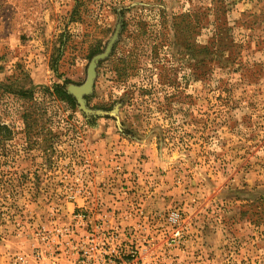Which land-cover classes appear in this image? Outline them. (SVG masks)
I'll use <instances>...</instances> for the list:
<instances>
[{"label": "rangeland", "instance_id": "1", "mask_svg": "<svg viewBox=\"0 0 264 264\" xmlns=\"http://www.w3.org/2000/svg\"><path fill=\"white\" fill-rule=\"evenodd\" d=\"M211 7L222 55L178 18L200 12L213 51ZM117 29L85 96L105 114L42 92L81 85ZM11 81L44 110L0 90V264H35L36 229H129L145 264H264V0H0Z\"/></svg>", "mask_w": 264, "mask_h": 264}, {"label": "built area", "instance_id": "2", "mask_svg": "<svg viewBox=\"0 0 264 264\" xmlns=\"http://www.w3.org/2000/svg\"><path fill=\"white\" fill-rule=\"evenodd\" d=\"M36 239L35 264H145L147 257L129 229H36Z\"/></svg>", "mask_w": 264, "mask_h": 264}, {"label": "trees", "instance_id": "3", "mask_svg": "<svg viewBox=\"0 0 264 264\" xmlns=\"http://www.w3.org/2000/svg\"><path fill=\"white\" fill-rule=\"evenodd\" d=\"M218 8L217 7H211L209 9V14L212 17V25H213V34H212V39H211V44L212 46L209 47L211 49H213V51H209L207 45H198L196 44L198 41V33H200V23H199V16H200V12L198 11H194V12H186L183 14H180L178 16V18L185 20L186 18H191V22H190V27L192 29L193 32V38H194V42H195V47L194 50L196 52H205L207 54H211V55H215L216 53H219L220 55L223 54V50L222 47H220V41L224 38L222 35V27L220 26V21H219V15H218ZM191 24H193V27L191 26ZM191 33V31H190ZM195 34V35H194ZM229 54H231L232 57H230L231 59H234L235 56L232 54L233 49L232 47L235 45V43L230 42L229 44ZM208 50V51H204V50ZM208 59H202L200 61H198V59L195 60V64L196 63H201L202 66H205L207 64ZM240 70H246L248 69V67L246 69H244V67H242V65L239 64ZM212 71V70H211ZM17 82V81H16ZM0 90H2L3 92H7V93H11L14 94L15 97L17 98H24L28 101L27 103V107H26V111L22 114L23 118H26L27 116H31V115H35V114H40L43 112L44 107L43 104L41 103V101H38L35 96V92L33 89L31 88H23V87H19L17 85H14V81H11L8 85H2L0 84ZM42 92H47L49 97L52 100H61L62 102L66 103L69 107H73L74 102L72 97L66 92V90L58 85V84H53L50 87H43L42 88ZM1 128V126H0ZM15 187V185L11 182H9L8 180H6L3 176H0V197L4 196L8 198V194H12L13 188ZM13 204V201L11 202Z\"/></svg>", "mask_w": 264, "mask_h": 264}, {"label": "water", "instance_id": "4", "mask_svg": "<svg viewBox=\"0 0 264 264\" xmlns=\"http://www.w3.org/2000/svg\"><path fill=\"white\" fill-rule=\"evenodd\" d=\"M117 38H118V29L109 38V40L105 45V48L101 52L93 55L92 58L90 59L87 65L85 81L81 85H76V86L71 85L66 90L67 93L74 98L80 110L85 114L86 117L94 116L98 114H105L104 112L92 110L88 108L86 105L85 96L89 95L93 90V84L97 74L96 68L99 61L103 60L110 54L112 46Z\"/></svg>", "mask_w": 264, "mask_h": 264}]
</instances>
